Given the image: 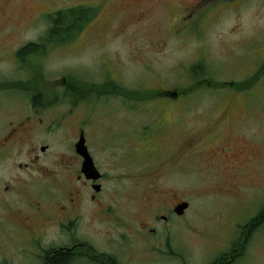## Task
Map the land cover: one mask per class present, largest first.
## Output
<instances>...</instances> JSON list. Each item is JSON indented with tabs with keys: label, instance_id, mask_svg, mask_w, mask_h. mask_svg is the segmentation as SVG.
Instances as JSON below:
<instances>
[{
	"label": "rangeland",
	"instance_id": "1",
	"mask_svg": "<svg viewBox=\"0 0 264 264\" xmlns=\"http://www.w3.org/2000/svg\"><path fill=\"white\" fill-rule=\"evenodd\" d=\"M78 7L90 12L80 28H70L65 41L64 32L50 36L49 15ZM31 41L46 44L37 60L44 99L77 91L85 122L97 123L91 142L106 173L102 199L115 214L96 217L85 201L73 216L75 226H62L54 216L55 203L67 202L59 179L70 182L64 156L74 143L70 111L79 109L57 99L47 114L52 133L43 126L35 137L37 145L51 144L47 153L39 151L40 172L18 167L29 162L26 132L24 151L19 141L0 149V264H40L42 248L67 242V233L118 249L108 240L117 234L139 240L142 223L170 236L175 250L183 241L185 264H210L228 250L264 208V0H0V80L28 79L10 53ZM256 72L250 88L241 90ZM203 78L236 84L155 98ZM15 91L0 93V137L29 105L16 104ZM128 156L137 161L138 176ZM146 159L153 170L149 184L140 177ZM172 199L189 208L165 222L161 216ZM24 208L17 229L13 210ZM27 224L34 225L37 242H28ZM254 233L241 264H264V225Z\"/></svg>",
	"mask_w": 264,
	"mask_h": 264
},
{
	"label": "flooded vegetation",
	"instance_id": "2",
	"mask_svg": "<svg viewBox=\"0 0 264 264\" xmlns=\"http://www.w3.org/2000/svg\"><path fill=\"white\" fill-rule=\"evenodd\" d=\"M27 45L31 46V49L27 52V55H25L22 50ZM1 52L3 51H0V53ZM10 54L13 56V59L18 62L19 69L27 71L28 79H24V75H21L20 78H13L11 80L1 79L0 93L7 94V92H4L7 89H16L18 92L15 91L16 93L12 95V99L15 98L14 101L16 104L20 105V103L28 102L29 105L24 114L18 118H14V120L8 121L7 131L0 137V149L6 147L7 151L14 141H19L24 151L25 140L22 139L21 135L23 132H26L31 137L29 141L30 147L28 149L29 162L19 164L18 167H26L40 172L41 164L39 159L41 153L39 151L43 154L47 153L51 148V144L49 142H43L37 145L35 144V137L41 134L43 126L45 134L52 133L51 127L46 125L47 120L52 117L47 116L50 110L49 107L55 104V100L61 98H66V102L75 105H78L77 103H81L84 100L81 101L79 97L76 96L77 91H64L61 96L56 95L53 98L44 99V92L41 91L38 86L41 80L40 61H37L41 54L39 43L33 41L22 43L21 46L15 48ZM65 79L63 84L67 82V78ZM78 94L84 96L85 93L79 91ZM78 106V110L75 106V108L70 111L72 114L71 120L74 122V127L72 128L74 134L73 132H68L71 141H74L72 145V154L64 156V163L71 174L70 182L64 183L59 179L61 191H63L64 198L67 202L62 204L56 202L52 209L57 221L61 223L62 226L69 225L70 227L71 225H76L73 216L80 213L79 209L84 206L85 201L93 207L92 213H94L96 217L103 216L106 218L107 216L115 214L114 209L109 210L102 199L106 173L99 166V159L97 158L95 147L91 142V136L93 134L92 127L97 123L89 124L85 122V113L82 111L81 106ZM83 108L85 109V107ZM59 121L63 120L59 119ZM85 124L90 129H86ZM82 136L85 138V155L83 154V147L78 144ZM96 140L98 142L101 141L100 139ZM133 141L136 145V141ZM134 146H131L129 143L130 148ZM222 150L227 151L226 148H222ZM1 151L2 150H0V154ZM86 154L91 158L98 173L93 170L89 160L87 161ZM129 156L127 159L130 165H132L131 173L138 176L139 167L137 161L129 159ZM151 165L152 164L146 159L144 173L140 175L148 184L150 183L148 178L153 174ZM17 179L18 177L14 176L10 177L9 180L15 181ZM9 187L10 186L7 185L6 189L8 190ZM183 203H186V201H175L169 206L165 203L168 212L163 214L161 219L167 222L170 214L183 216L185 212L179 214L177 210ZM13 212L15 216L14 225L19 229L22 225L21 222L26 217V209L13 210ZM41 215L42 213L38 212L36 216L39 217ZM6 221H10V219H6ZM0 223L3 225L2 222ZM262 225H264V208H260L256 215L242 226L241 235L231 240V249L220 251L211 260L210 264H241V259L246 257L250 244L255 237L254 232ZM141 230L144 234L139 236V240L134 238L129 239L124 234L113 235L112 238L108 240L109 247L114 246L118 247V249L101 248L99 245L96 246L92 243L88 238H85V243H83L67 233V242L54 247L42 248V253L40 255L42 261L40 264H57L56 258L59 255L67 256L62 264H76L79 261H85L86 264H170V259L175 260L177 264H185L183 241L178 240V249L175 250L170 236H159L158 234H154L157 229L152 228L146 223H142L139 227V231ZM25 231L29 237L28 242H31V239H34L36 242L38 241L37 238L34 237L36 229L33 224H27ZM87 236L89 235L85 234V237ZM136 241L137 243L133 246L132 251L121 252L123 248H131Z\"/></svg>",
	"mask_w": 264,
	"mask_h": 264
},
{
	"label": "trees",
	"instance_id": "3",
	"mask_svg": "<svg viewBox=\"0 0 264 264\" xmlns=\"http://www.w3.org/2000/svg\"><path fill=\"white\" fill-rule=\"evenodd\" d=\"M83 14V13H87V17L85 19V17L81 16V18L77 17L78 14ZM90 12L89 10L83 9V8H72V9H68V10H61L58 11L57 13L54 14H50L49 18L51 21V27L49 29V35L50 36H55V34H59L61 35L63 32L65 33V36L62 38L63 41L66 40V37L68 34H70V28H73V31L76 32L78 28H80V22L82 21H86L90 16ZM73 20L72 26L70 25V21ZM44 45H46L45 43H42V45H40L41 47V51L44 50ZM31 49V46L27 45L22 51L25 53V55H27V52H29V50ZM198 65H195L192 67L194 73L198 71L197 69ZM263 67L264 70V65L261 66L260 68ZM257 72L250 77L249 79L241 82V90H247V88H250V86L253 84L255 78H256ZM236 83H232V84H227L225 82H213L209 79H205L203 78V80L198 81L197 83H195L193 86H191L188 89H184L183 91H178L179 94H183V93H187L190 92V94L192 93V91L198 87V86H205L207 85L208 87H215L216 85H218V87L224 88L226 86H234ZM103 94V93H101ZM107 94V93H106ZM166 94H170L169 91H159L157 93V95H155V98H157L158 96H165ZM66 255H59L56 260H57V264H62L65 259H66Z\"/></svg>",
	"mask_w": 264,
	"mask_h": 264
},
{
	"label": "water",
	"instance_id": "4",
	"mask_svg": "<svg viewBox=\"0 0 264 264\" xmlns=\"http://www.w3.org/2000/svg\"><path fill=\"white\" fill-rule=\"evenodd\" d=\"M178 93L175 91V92H172V93H170V95H174V96H176ZM80 146H82L83 147V154L85 155V138H84V136H82V138H81V140H80V142L78 143ZM86 156H87V161L89 160V163H90V165L92 166V168H93V170L95 171V172H97V170H96V168H95V166H94V164L92 163V161H91V158L89 157V155L88 154H86ZM98 173V172H97ZM188 206H189V203H183V204H181L179 207H178V213L179 214H183L184 213V211L188 208Z\"/></svg>",
	"mask_w": 264,
	"mask_h": 264
}]
</instances>
